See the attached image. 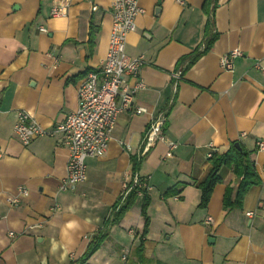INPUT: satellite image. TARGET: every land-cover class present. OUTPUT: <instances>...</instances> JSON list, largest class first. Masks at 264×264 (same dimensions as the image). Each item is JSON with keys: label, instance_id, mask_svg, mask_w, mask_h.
I'll use <instances>...</instances> for the list:
<instances>
[{"label": "crops", "instance_id": "0c3cea01", "mask_svg": "<svg viewBox=\"0 0 264 264\" xmlns=\"http://www.w3.org/2000/svg\"><path fill=\"white\" fill-rule=\"evenodd\" d=\"M137 2L142 11L126 52L145 57V87L133 102L145 111L120 112L106 151L87 159V179L61 191L69 156L63 134L24 144L14 124L25 110L52 129L77 109L79 82L107 55L111 0H0V264H67L100 232L105 237L89 264H264V149H257L264 70L255 66L264 67V0ZM55 5L67 13L52 16ZM234 48L242 54L226 70L221 57ZM159 113L167 118L164 139L144 153ZM233 142L251 153L261 182L241 206L226 208L224 196L236 191L239 177L224 165L209 204L199 207L198 183L213 167L209 144L222 154ZM136 175L149 184L141 251L143 193L113 222ZM20 186L29 194L14 205Z\"/></svg>", "mask_w": 264, "mask_h": 264}, {"label": "built area", "instance_id": "2783aa9c", "mask_svg": "<svg viewBox=\"0 0 264 264\" xmlns=\"http://www.w3.org/2000/svg\"><path fill=\"white\" fill-rule=\"evenodd\" d=\"M97 7L93 5V9L96 10ZM110 11L113 24L107 55L98 68L88 70L79 82L77 109L67 113L65 119L52 129H46L25 110L18 112L14 124V134L24 144H30L38 137L63 134L69 156L67 174L60 184L61 191L75 190L87 179V159L100 156L106 151L120 112L131 108L135 113L145 111L142 107L133 106L136 93L145 87V82L140 78V69L145 63V57H132L126 52L127 37L136 29L135 18L142 9L137 0H111ZM66 13L65 6L55 5L51 9L52 16ZM40 30L47 31L44 26H41ZM241 54L242 51L238 48L228 50L221 57L222 67L233 70L235 59ZM255 66L264 70L260 63ZM130 78L135 79L134 84L128 82ZM166 120L165 113H159L152 121L145 133L144 153L149 151L157 140L164 139L163 127ZM176 146L175 142L170 143V149ZM209 147L208 156L212 157L215 146L210 143ZM257 149H264V138L257 140ZM134 185L149 189L148 182L141 181L136 175L131 185H125L123 199ZM28 194L29 190L20 186L19 194L11 202L18 205L21 198ZM253 214V211L247 212L248 216ZM212 221L213 218L208 216L206 222Z\"/></svg>", "mask_w": 264, "mask_h": 264}, {"label": "trees", "instance_id": "16d2710c", "mask_svg": "<svg viewBox=\"0 0 264 264\" xmlns=\"http://www.w3.org/2000/svg\"><path fill=\"white\" fill-rule=\"evenodd\" d=\"M213 39L209 41L212 43ZM209 46L210 44H208L207 47ZM235 143L236 142H233L226 152L222 154H214L211 157L213 161V167L207 178L204 181L198 183V187L201 189L199 207L205 208L209 204L215 185L221 181L219 170L224 165L233 168V170L237 174V177H239V183L236 191L233 193L232 190L229 189V191L224 196V205L226 208L241 206L243 198L249 188L261 182V177L259 175V172L257 171L255 161L251 158V153L249 151H246L242 146L237 147ZM134 168V173H136L137 166L135 165ZM183 184L185 185V183ZM140 193H143L142 214L144 216L145 224L143 233L141 235L139 251H141V248L143 246L144 236L148 232V226L150 222V218L148 217L146 212V208L149 202V194L147 190L145 188L139 187L138 185L132 186L131 190L128 192L124 199L121 195L118 202L115 204L113 214V222H119L124 214L136 202ZM166 194H170V192H167ZM104 237L105 234L100 232L97 237L91 242L87 251L82 256L71 259L67 264H89V259L98 250Z\"/></svg>", "mask_w": 264, "mask_h": 264}, {"label": "water", "instance_id": "95a60500", "mask_svg": "<svg viewBox=\"0 0 264 264\" xmlns=\"http://www.w3.org/2000/svg\"><path fill=\"white\" fill-rule=\"evenodd\" d=\"M235 145H236L237 147H240V143H239V142H236Z\"/></svg>", "mask_w": 264, "mask_h": 264}]
</instances>
